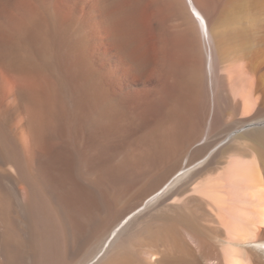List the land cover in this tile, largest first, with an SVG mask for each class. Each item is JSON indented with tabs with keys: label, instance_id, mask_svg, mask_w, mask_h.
Segmentation results:
<instances>
[{
	"label": "bare ground",
	"instance_id": "1",
	"mask_svg": "<svg viewBox=\"0 0 264 264\" xmlns=\"http://www.w3.org/2000/svg\"><path fill=\"white\" fill-rule=\"evenodd\" d=\"M144 4L165 7L173 36L214 40L215 123L260 125L224 145L250 163L225 164L222 147L144 180L120 164L88 166L105 98L120 96L118 67L146 78L131 22ZM190 52L188 81L169 73L183 102L203 99ZM237 83L242 105L230 97ZM0 264H264V0H0Z\"/></svg>",
	"mask_w": 264,
	"mask_h": 264
},
{
	"label": "rangeland",
	"instance_id": "2",
	"mask_svg": "<svg viewBox=\"0 0 264 264\" xmlns=\"http://www.w3.org/2000/svg\"><path fill=\"white\" fill-rule=\"evenodd\" d=\"M188 12L192 13L190 9ZM131 22L135 26L132 31L133 59L144 64L147 75L146 78L139 77L125 72L121 66L118 67V80L115 89L120 96L115 102L109 99L110 96L105 98L106 131L104 129L99 156L90 154L88 166L90 164V167L93 165L107 169L111 165L120 164L126 170L138 171L137 174L134 173L135 176L142 177V179L150 177L151 179L152 176H161L178 159L184 160L186 157L198 155L199 151L200 153L205 152L199 161L209 158V154L211 156L217 150L225 147L232 135H242L247 130L260 127V125L245 127L236 132L227 130L226 133L223 132L228 129L225 125L215 123L217 109L213 105L212 85L209 79L208 65L206 66L209 50L213 55L216 52L214 40L211 39L208 46L203 41L200 32H197L189 43L179 37L180 32L179 35L177 34L178 36H173L175 24L162 4L140 6L133 13ZM159 25H163L169 33L168 37L172 39L169 46L163 42L162 33L158 30ZM211 34L213 37L214 30L211 31ZM191 48H195L196 60L200 63L203 71L198 87L203 99L200 97V100L193 101L187 96L183 102L181 100L184 98L181 99L176 90L169 85L171 83L169 73L175 74V79L178 80H175L176 83L188 81L190 67L194 59L190 52ZM158 59L164 61L163 68L155 67V62ZM213 83L214 90L220 88L219 79L214 80ZM233 86L230 97L242 105L244 100L242 88L238 83ZM252 108L250 107L254 112ZM109 127L110 130H108ZM249 139L250 137L243 138L241 142L243 145H248L249 142V145L254 144L253 140ZM236 147V145H233L232 148L228 147V149L225 147L227 150L220 154L224 163L237 162L245 165L250 163L252 157L249 155L238 157L239 155L235 154ZM219 156L214 160L220 159Z\"/></svg>",
	"mask_w": 264,
	"mask_h": 264
}]
</instances>
